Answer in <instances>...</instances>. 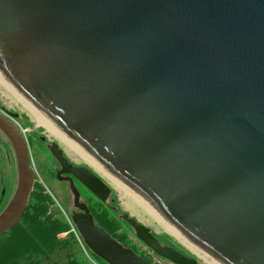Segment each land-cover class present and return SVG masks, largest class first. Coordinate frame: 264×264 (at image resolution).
<instances>
[{"label": "water", "instance_id": "obj_1", "mask_svg": "<svg viewBox=\"0 0 264 264\" xmlns=\"http://www.w3.org/2000/svg\"><path fill=\"white\" fill-rule=\"evenodd\" d=\"M0 71L54 127L223 264H264V0H0ZM18 115L0 110L16 185L0 235L37 173ZM62 169L105 202L112 189ZM95 170V169H94ZM96 171V170H95ZM72 221L107 264H154L97 225L71 177ZM174 264H198L121 216Z\"/></svg>", "mask_w": 264, "mask_h": 264}, {"label": "rangeland", "instance_id": "obj_2", "mask_svg": "<svg viewBox=\"0 0 264 264\" xmlns=\"http://www.w3.org/2000/svg\"><path fill=\"white\" fill-rule=\"evenodd\" d=\"M2 107L20 114L18 124H20L22 126V129L26 132V140L27 129H29L28 127H32L31 129L34 128L35 131L39 132L38 134H40L42 131L44 132L43 134L48 135L50 139L58 141L75 163L88 164V162H86V160L83 159V157L74 149H72L68 144L60 140L47 129H44L41 125H38L31 113L11 94V92H9L0 84V108ZM32 164L37 171V182L43 185L47 193L50 192L58 202V204L55 202V206L53 207V209L58 211L59 216L63 217L64 220L68 223L67 216L69 219H71V211L69 208L73 204V197L71 196L67 185L61 184L55 179L56 164L48 158H46V160L34 158ZM96 172L99 173L97 170ZM99 174L105 179L106 183L112 189V193L109 198V202L112 207V216L120 219L123 231L127 233L131 244L134 248H136L138 252L147 255L150 258H154V261L158 264H172L166 260L161 259L160 257H158V255H155L152 250H150L143 242H141L136 237V234L131 226L123 219H121V216L123 214H128L129 216L135 218L137 221L150 228L152 234L159 240L162 245L176 248L186 256L195 258L198 264H209L204 259L200 258L196 253H194L188 246H186L185 244L180 242V240L167 232L141 207L130 203L131 201L124 196L123 191L116 188L115 184L111 182L106 176L101 173ZM15 185L16 163L14 152L9 142L4 138H0V213L12 198ZM91 199L93 198L91 197ZM68 225L69 231L60 235L61 240L63 239L68 243L69 239L73 238L72 240L78 241L69 223ZM86 248V250H88L87 253L78 241V243L75 245L76 256L82 261L88 260L91 262L90 257L94 258V256L91 255L92 252L87 246ZM0 264H8L6 252H3L0 255Z\"/></svg>", "mask_w": 264, "mask_h": 264}, {"label": "trees", "instance_id": "obj_3", "mask_svg": "<svg viewBox=\"0 0 264 264\" xmlns=\"http://www.w3.org/2000/svg\"><path fill=\"white\" fill-rule=\"evenodd\" d=\"M54 198L45 187L36 182L26 211L20 222L10 231L0 235V255L6 252L8 264H92L80 260L75 253L77 240H61L60 235L69 231V225L58 211L54 210ZM102 203L93 204L91 213L97 225L106 230L115 240L131 248L136 254L153 262L147 255L133 247L129 236L123 231L120 219L103 208ZM92 254V253H91ZM95 260L107 264L94 254Z\"/></svg>", "mask_w": 264, "mask_h": 264}, {"label": "bare ground", "instance_id": "obj_4", "mask_svg": "<svg viewBox=\"0 0 264 264\" xmlns=\"http://www.w3.org/2000/svg\"><path fill=\"white\" fill-rule=\"evenodd\" d=\"M0 84L5 87L11 94L31 113L35 118L38 125L45 127L49 132L58 137L60 140L68 144L72 149H74L78 154H80L83 159L88 162V164L99 173L106 176L111 182H113L116 188L123 191L124 196L130 200V203L141 207L148 215L156 220L167 232L173 235L175 238L180 240L183 244L188 246L194 253H196L200 258L204 259L209 264H223L204 252L197 245L186 238L179 230H177L173 225H171L165 218L144 198L133 191L129 186L123 183L120 179L114 176L96 160H94L90 155H88L84 150H82L77 144L71 141L67 136L60 132L56 127H54L48 120H46L19 92L18 90L5 78V76L0 71Z\"/></svg>", "mask_w": 264, "mask_h": 264}, {"label": "flooded vegetation", "instance_id": "obj_5", "mask_svg": "<svg viewBox=\"0 0 264 264\" xmlns=\"http://www.w3.org/2000/svg\"><path fill=\"white\" fill-rule=\"evenodd\" d=\"M0 110H3L5 112H10V113H13V114L18 115L17 118H16V120H15V122L18 123V119H20L19 118L20 117V114L15 113L14 111L7 110V109H5V107L0 108ZM19 127L22 128V126L20 124H19ZM28 128L29 129H27V145H28L29 151H30L31 162L33 161L34 158H38V159H41V160H46V158H48L49 160H52L56 164V168H55V179L59 183L67 185V187L69 188L68 190L70 191L71 196L73 197V204L69 208L70 211H71L70 212V215L71 216L75 212H77L78 210L75 208L74 196H73V193H72V191L70 189V183H69V181H64L63 180L64 177H68V176L71 177L74 180L75 186L77 187V189H78V191H79V193L81 195V199H80V202L81 203H85L89 207V209H90L93 204H97L99 202V203H102L104 205L103 208H105V209H107L109 211H112V207H111L110 202H109V198H110L111 194L108 197V199L105 202H103V201L99 200L89 189H87L73 175H71V174H63L62 176H58V173L61 171L62 167H61L59 161L55 158L54 154L52 153L51 147L54 144H56L58 146V149L62 151L63 155L65 156V158L68 160V162L72 166H74V167H87V168L93 170L95 172V174L97 176H99L103 180V182L105 184H107L106 181H105V179L99 173H97L89 164H77V163H75L70 158V156L67 154V152L62 147V145L58 141L50 139L48 135L43 134L44 132L41 131V133L38 134L39 132L38 131H35L34 128L33 129H31L32 127H28ZM43 128L46 129L45 127H43ZM0 138L3 139L4 137L0 135ZM35 171H36V169H35ZM36 173H37V171H36ZM36 182H37V180H36ZM91 197L93 199H95L97 202L95 200L91 199ZM90 211H91V209H90Z\"/></svg>", "mask_w": 264, "mask_h": 264}, {"label": "built area", "instance_id": "obj_6", "mask_svg": "<svg viewBox=\"0 0 264 264\" xmlns=\"http://www.w3.org/2000/svg\"><path fill=\"white\" fill-rule=\"evenodd\" d=\"M65 215H66V214H65ZM66 216H67V215H66ZM67 219H68V223L70 224V227L72 228V231L74 232L75 236L77 237V239H78L80 245L84 248V250H85L86 253H87L86 247H85V245H84V243H83V241H82V239H81V237H80V235H79V233H78V231H77L75 225L73 224V222L71 221V219L68 218V216H67ZM89 257H90V256H89ZM90 260H91V263H92V264H100V263H98L97 261H95V260H94L93 258H91V257H90ZM156 263H157V262H156ZM157 264H158V263H157Z\"/></svg>", "mask_w": 264, "mask_h": 264}]
</instances>
